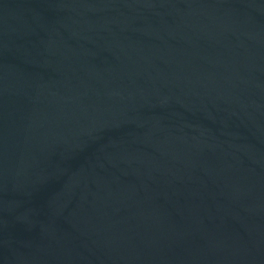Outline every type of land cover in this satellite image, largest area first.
<instances>
[{
    "label": "water",
    "instance_id": "water-1",
    "mask_svg": "<svg viewBox=\"0 0 264 264\" xmlns=\"http://www.w3.org/2000/svg\"><path fill=\"white\" fill-rule=\"evenodd\" d=\"M0 264H264V0H0Z\"/></svg>",
    "mask_w": 264,
    "mask_h": 264
}]
</instances>
